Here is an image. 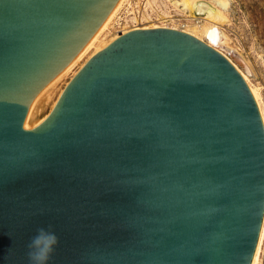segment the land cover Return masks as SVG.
<instances>
[{"label":"water","instance_id":"1","mask_svg":"<svg viewBox=\"0 0 264 264\" xmlns=\"http://www.w3.org/2000/svg\"><path fill=\"white\" fill-rule=\"evenodd\" d=\"M119 2L0 0V264H29L40 227L59 237L48 264H250L264 122L211 44L120 32L27 128L32 99Z\"/></svg>","mask_w":264,"mask_h":264},{"label":"bare ground","instance_id":"2","mask_svg":"<svg viewBox=\"0 0 264 264\" xmlns=\"http://www.w3.org/2000/svg\"><path fill=\"white\" fill-rule=\"evenodd\" d=\"M230 2H231L230 0H175V2L173 1L174 4L180 3L183 8L182 10H185L190 14L188 20H195L194 16H191L193 12L203 13L204 16L193 22H187L184 24L177 22L176 19L161 18L159 20L161 24H158V22L157 23L152 22L150 26H148L142 24L143 23L142 21H146V22L149 21L148 19L149 16L148 14L145 13L142 15L140 14L141 15L140 18H137L135 15V16H131L130 20L122 21V23L123 22L127 23L131 21L132 24H129L128 26L129 28L121 27L120 29L113 30L112 28L115 25L119 24L120 11L130 3V0H120L118 5L109 15V17L106 19V21L101 26L99 31L88 43V45L83 49V51L76 57V59L70 65H68L64 70H62L58 75H56L53 79H51L32 99L29 110L27 128L33 126L32 124H34L37 120L39 121L41 120L36 118L37 113L41 110L43 105L47 104L51 99H52V103L50 104V108L52 107L57 96L62 90L64 84L77 71V69L83 64V62L87 58H89L92 54H94L96 51L106 46L110 41H112L115 37H117L120 32L123 33L126 32L127 30L134 28H146V27H157V26L178 28L196 36L197 38L204 40L208 44H211L214 48H216L219 52H221L233 63L232 59H230L227 55L230 54V52L233 51V49H231L228 43L229 42L228 36L222 27L223 26L222 24L228 20V14L230 11ZM132 4H134V2ZM145 4L150 5L151 0H146ZM212 28H214V30H211ZM238 57L239 56L237 54V56H235V59L241 65L239 66L242 69H239L238 67L236 68L241 73L245 82L247 83L249 90L252 93V96L254 97V100L258 106V110L262 122H264V105H262L261 102V96L259 92L260 87H258L256 84L251 82V80L248 78V75H250L251 73L250 72L248 73L245 70V68H248L247 65L244 64V62L240 60V58ZM66 76H68L69 78L65 79ZM53 94H55L54 97ZM44 95L46 96V98L43 97ZM44 98L46 100L45 103L44 101H42L44 100ZM250 264H264V215H262L260 230Z\"/></svg>","mask_w":264,"mask_h":264},{"label":"rangeland","instance_id":"3","mask_svg":"<svg viewBox=\"0 0 264 264\" xmlns=\"http://www.w3.org/2000/svg\"><path fill=\"white\" fill-rule=\"evenodd\" d=\"M145 1L146 0H130V3L120 11L119 24L115 25L112 29L117 30L121 27L129 28V24H132L131 21L127 23H122V21L130 20V17L135 15L137 18H140L141 15L145 13L148 14L149 21H142V24L148 26H150L152 22L161 24L159 21L161 18L176 19L177 22L184 24L193 22L204 16L203 13L193 12L191 16H194L195 20H188L190 14L182 10L183 8L180 3L174 4L173 1L175 2V0H151L150 5H146ZM230 1L228 20L222 24V27L228 36V43L231 49H233V51L238 54L240 60L247 65L251 73L250 75L247 74L248 78L251 82L260 87L261 102L262 105H264V0ZM133 2L134 4H132ZM227 55L232 59L233 63H235V67L242 69L236 60L232 58L231 54ZM68 76H66L65 79H68ZM54 95L55 94H53V97ZM43 97L46 98L45 95ZM45 98L42 100L44 103L46 101ZM51 103L52 99L47 104L43 105L36 115L37 119H41L49 111ZM38 121L39 120L35 123Z\"/></svg>","mask_w":264,"mask_h":264},{"label":"clouds","instance_id":"4","mask_svg":"<svg viewBox=\"0 0 264 264\" xmlns=\"http://www.w3.org/2000/svg\"><path fill=\"white\" fill-rule=\"evenodd\" d=\"M58 244L59 237L54 231L50 230V227L47 229L44 227L38 228L28 244L29 264H48Z\"/></svg>","mask_w":264,"mask_h":264}]
</instances>
